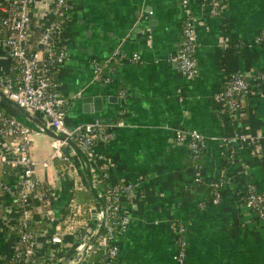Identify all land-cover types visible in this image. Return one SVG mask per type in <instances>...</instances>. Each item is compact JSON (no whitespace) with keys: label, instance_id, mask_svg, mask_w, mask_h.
<instances>
[{"label":"crops","instance_id":"crops-1","mask_svg":"<svg viewBox=\"0 0 264 264\" xmlns=\"http://www.w3.org/2000/svg\"><path fill=\"white\" fill-rule=\"evenodd\" d=\"M68 1L67 59L56 74L68 99L65 124L72 128L98 121L112 130L113 138L96 149L111 159V178L132 185L130 222L117 239L119 251L111 264H176L179 225L187 241L185 264H264V220L244 201L251 183L264 194V81L256 79L264 71V37L254 41L264 36V0H225L221 16H208L199 0H190L197 31V74L191 80L170 61L181 41L184 13L178 0ZM53 2L33 4L31 37L51 20ZM116 47L138 53V61L113 60ZM93 59L101 65L98 76ZM10 65L0 45V71L10 72ZM233 72L244 74L250 86L234 121L215 95ZM96 96L100 100L94 102ZM0 108L35 129L31 155L48 158L53 137L2 97ZM32 114L49 126L46 117ZM180 129H196L207 137L196 160L176 139ZM237 132L255 140L234 142L235 157L227 160L223 139ZM8 144L0 137L1 148ZM70 161L73 167L63 176L54 162L37 168L56 188L49 217L34 208L46 225L64 217L75 177L87 185L76 153ZM223 174L228 181L213 204L209 183ZM15 220L12 202L0 198V264H7ZM64 238L72 239L69 234Z\"/></svg>","mask_w":264,"mask_h":264},{"label":"built area","instance_id":"built-area-1","mask_svg":"<svg viewBox=\"0 0 264 264\" xmlns=\"http://www.w3.org/2000/svg\"><path fill=\"white\" fill-rule=\"evenodd\" d=\"M35 1L0 0V45L6 47L11 61L10 72L0 71V91L27 111L37 112L46 117L52 132L72 139L88 157L90 164L93 165L91 170L94 188L99 189L98 194L104 201L106 217L102 231L79 264H83L85 258L96 250L102 253V257L92 264H111L119 251L117 239L126 231L130 222L127 204L132 185L111 178V159L96 149L98 144L106 143L113 138L112 130L98 121L72 128L66 126L64 119L68 99L60 89L56 74L67 59L63 36L69 1L54 0L51 20L43 25L38 36L33 38L31 8ZM178 2L184 13L180 29L181 41L170 61L177 64L185 79L191 80L197 74L196 24L189 10L190 0ZM199 5L208 16H221L225 0H199ZM263 37L261 34L255 37L254 41L259 42ZM111 58L135 62L138 61L139 54L136 52L126 54L121 48L116 47L111 52ZM92 65L94 74L98 76L101 65L96 59L92 60ZM108 79L107 76L104 78ZM256 79L264 81V71L259 72ZM249 88L245 75L233 72L229 80L216 91L217 99L223 103L225 114L232 121L236 119L241 98ZM120 95H123L122 90ZM39 129L43 131L41 127ZM34 132L35 129L31 126L0 108V137L8 139L9 142L7 149L0 147V198L10 200L16 210L7 264H68V259L73 254L76 262L99 224L102 210L100 207L99 215L96 214L98 207L95 201L90 222L91 231L80 236L69 229L65 231L61 229L60 220H63V216L53 223L48 220L49 225L39 226L42 220L35 217V205L41 208L45 218L49 217L56 188L46 177L38 174L37 168L41 166L46 169L56 157L70 160V155L75 152L64 140L53 138L50 156L37 160L31 155L30 150ZM176 139L186 144L191 158L195 160L203 152L207 141V137L196 129H180ZM254 140V137L243 132L224 138L226 159L232 160L235 157L234 142L251 144ZM65 146L68 148L67 151L63 149ZM63 171L67 169L62 167L57 175L63 176ZM101 177L106 179L104 186L100 182ZM227 181L228 177L225 174L210 181L211 193L208 201L213 204L219 203L220 188ZM244 201L255 210L260 219L264 220V194L255 184L247 186ZM69 216H72V213ZM66 220L65 217L63 221L70 226L71 223ZM183 231L181 225L177 226V251L174 256L176 264H185L187 241ZM65 234L71 236L70 242L65 240Z\"/></svg>","mask_w":264,"mask_h":264},{"label":"trees","instance_id":"trees-1","mask_svg":"<svg viewBox=\"0 0 264 264\" xmlns=\"http://www.w3.org/2000/svg\"><path fill=\"white\" fill-rule=\"evenodd\" d=\"M54 164L57 169L59 167L72 168L73 165L70 160L62 159L61 157H56L53 159ZM101 184L104 186L106 183L105 178H100ZM95 205V198L91 191L88 189L87 185L83 183L80 179L75 177V183L71 191V195L66 206V213L63 217V220L70 222L68 226L65 221L60 220L61 229L63 231L69 229L77 236L81 234L89 233L90 222L92 220V208ZM68 212V216L67 215ZM72 213V216L69 214ZM46 225L44 222H41L39 226ZM102 253L100 251H95L90 253L84 260L83 264H92L93 262L100 260Z\"/></svg>","mask_w":264,"mask_h":264},{"label":"water","instance_id":"water-1","mask_svg":"<svg viewBox=\"0 0 264 264\" xmlns=\"http://www.w3.org/2000/svg\"><path fill=\"white\" fill-rule=\"evenodd\" d=\"M99 78H100V76H99ZM0 97L4 98L5 100H7L11 104H13L19 111H21L29 119L37 122L38 125L43 129V131L46 132L47 134H49L51 137L58 138V139H61V140H64L65 142H67L82 162V165L86 171L87 187L91 191V193L93 194L94 198L97 199V201L101 207V210H102V217H101V220H100L99 224L97 225L94 233L91 235L87 244L84 246V248L80 252L79 256L77 257L76 262L74 263V264H79L82 257L84 256L85 252L92 246V244L95 242L96 238L98 237V235L102 231L103 226H104L105 217H106L104 201L97 195V192L95 191V188H94L90 161H89L88 157L86 156V154L79 148V146H77V144L72 139H70L67 136L57 135L54 132H52V130H50V128L48 126H46L45 124L40 122L36 116H34L31 112L27 111L24 107L17 104L16 101L8 98L1 91H0ZM84 99L89 101L90 98L85 97ZM93 99H94V102H96V101L100 100V96H96Z\"/></svg>","mask_w":264,"mask_h":264},{"label":"bare ground","instance_id":"bare-ground-1","mask_svg":"<svg viewBox=\"0 0 264 264\" xmlns=\"http://www.w3.org/2000/svg\"><path fill=\"white\" fill-rule=\"evenodd\" d=\"M97 190H98V189L95 187V191H97ZM97 195L99 196L98 192H97ZM99 197H100V196H99ZM95 201H97V199H95ZM96 203H97V202H96ZM99 206H100V205H99ZM97 210H98V208H97ZM97 215H98V213H97ZM71 258H72V256L68 259V264H74L75 261H73V262L70 263Z\"/></svg>","mask_w":264,"mask_h":264}]
</instances>
